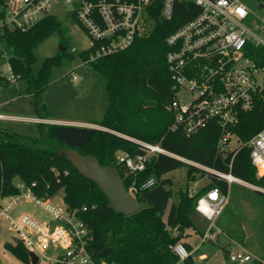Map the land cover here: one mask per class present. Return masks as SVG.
I'll return each instance as SVG.
<instances>
[{"label":"trees","instance_id":"obj_1","mask_svg":"<svg viewBox=\"0 0 264 264\" xmlns=\"http://www.w3.org/2000/svg\"><path fill=\"white\" fill-rule=\"evenodd\" d=\"M160 7L161 2L151 10L153 30L137 37L128 48L90 60L101 46L92 40V46L79 54L85 64L103 77L108 93L106 113L102 120L94 122L100 128L41 122L37 124L39 136L35 138L9 130L0 132V196L20 194L17 183L24 184L41 199L64 191L66 207L90 230L86 250L96 264H181L173 248L183 243L191 252L193 247L184 241L190 236L189 231L201 237L205 234L194 219L199 196L213 188L228 191L227 182L216 175L166 155L153 158L143 172H130L118 163L117 154L120 151L139 154L141 150L135 140L160 145L174 155L231 173L246 183L264 185L263 179L257 177L248 147L236 154L220 152L223 129L218 123L190 136L172 130L174 116L170 107L176 90L167 63L170 51L167 39L191 20L199 8L177 1L173 18L166 20ZM71 16L87 33L76 10ZM56 31L64 34L62 24L51 14L26 32L0 29V80L10 83L1 76L8 64L17 82H27L25 95L31 98L37 118L42 120L50 119L42 93L54 82V71L66 60L72 61L77 52L74 48L69 52L68 40L64 38L62 47L66 51L47 58L37 69L35 51ZM230 129L243 142L264 130V103H257L251 112H243ZM67 148L93 155L101 165L115 167L127 191L141 204L140 210L131 215L116 214L98 185L59 156V150ZM183 167L187 169L188 182L177 192L178 201L174 202L173 183L164 177ZM152 178L155 185L141 189V184ZM203 178L208 183L197 195H190V184ZM254 193L264 203V193L256 190ZM228 235L242 242L236 231L229 230ZM6 246L22 264H31L22 243ZM183 263L193 264L192 256Z\"/></svg>","mask_w":264,"mask_h":264},{"label":"built area","instance_id":"obj_2","mask_svg":"<svg viewBox=\"0 0 264 264\" xmlns=\"http://www.w3.org/2000/svg\"><path fill=\"white\" fill-rule=\"evenodd\" d=\"M177 1L193 3L199 11L167 39L170 47L167 63L176 90L170 107L174 116L172 130L190 136L206 129L211 123H218L223 129L220 152L236 154L248 147L257 177L264 181V130L243 142L230 129L238 123L243 112H251L257 103H264V19L256 18L241 0H0L3 8L0 29L26 32L50 15L52 7L74 6L77 18L90 38L101 43L95 54L90 56V60H94L126 49L137 37L149 33V26L154 28L155 25L151 10L157 3L161 2V15L171 20ZM4 69L9 74L7 80L16 83L17 77L11 67L6 64ZM0 119L4 116L0 115ZM135 142L141 150L139 154L133 156L124 151L117 154L118 163L132 173L143 172L153 158L166 155L227 182V193L213 188L197 200V213L209 222L201 244L216 240L221 232L215 223L229 204L233 184L264 193V185L255 186L235 178L231 173L186 160L160 145ZM155 182L152 178L141 184V189H148ZM17 188L20 194L5 197L8 199L6 206H2L3 198L0 196V222H10L11 228L19 234L14 244H18L16 240L22 243L29 253L39 257V263L44 258L46 264H96L86 250L90 230L75 212L68 208L64 211L49 199L36 197L22 183H17ZM199 190L197 184L190 187V195H197ZM23 202L33 203L59 220L61 226L50 232L29 215L13 220V210ZM33 235L36 239L32 238ZM234 243L237 249L232 250L231 261L240 264L251 262L253 257L246 248L237 241ZM49 245L60 248L61 253L46 258L44 251ZM173 249L180 262L194 253V250L188 251L183 243H178ZM259 263L264 264V259H259Z\"/></svg>","mask_w":264,"mask_h":264},{"label":"rangeland","instance_id":"obj_3","mask_svg":"<svg viewBox=\"0 0 264 264\" xmlns=\"http://www.w3.org/2000/svg\"><path fill=\"white\" fill-rule=\"evenodd\" d=\"M242 4L256 18L264 19V0H241ZM3 8L0 5V24L3 22L1 16ZM75 10L74 6L56 5L51 8L50 14L55 16L64 30V34L59 31L53 32L45 41L36 49L37 63L39 69L44 61L56 56L61 52L60 48L64 38L68 40L69 52L76 49L74 59L66 60L65 63L58 67L54 73V82L43 93L42 97L46 103L51 119L61 121H87L98 122L103 119L109 105L108 93L106 91L103 77L96 72L91 66L85 64L80 58V52L89 49L92 46V39L79 26L76 20L71 16ZM153 30V26H149ZM1 76L9 78L8 72L3 69ZM27 82L20 80L16 83H7L0 80V113L15 117L32 118L37 117L35 106L30 97L26 96ZM182 98L187 99L186 96ZM38 123L26 120H6L0 121V132L9 130L27 135L38 137ZM64 125H74L63 123ZM85 127V126H83ZM89 128H100L97 125L86 126ZM173 183V191L176 193L172 201H178L177 192L187 185V169L180 168L167 174ZM208 180L203 178L191 183L194 187L196 184L200 189ZM255 190L239 184H233L230 192L229 204L223 215L216 221L215 225L220 229L216 240L202 243V237L194 231H189L191 236L187 242L194 246L200 245L192 255L193 264H240L231 261V252L236 250V239L228 235L229 230H234L241 237L243 245L247 252L253 257L251 262L246 264H258L259 259H264V203L256 195ZM49 201L66 211L64 202V191H60ZM8 203L7 198L1 200L2 206ZM23 215L33 217L37 222L44 225L50 232L61 226L59 220L47 214L33 203L23 202L13 210L12 219L18 220ZM196 224L200 230L206 232L209 222L198 213L194 216ZM26 230V229H25ZM27 231V230H26ZM19 234L15 232L10 222H0V263L1 264H22V262L9 250L6 244H14ZM36 239V236H32ZM61 253V249L49 245L44 251L46 258ZM205 255V258L201 256ZM40 264H46L45 259H40ZM188 264V263H181Z\"/></svg>","mask_w":264,"mask_h":264},{"label":"water","instance_id":"obj_4","mask_svg":"<svg viewBox=\"0 0 264 264\" xmlns=\"http://www.w3.org/2000/svg\"><path fill=\"white\" fill-rule=\"evenodd\" d=\"M65 52L66 48H60ZM59 156L68 160L84 177L94 181L106 196L111 208L116 214L131 215L138 212L141 204L131 195L124 186L118 170L113 166L101 165L93 155H83L75 149H61ZM19 243L18 240H16ZM31 264H39V257L29 253Z\"/></svg>","mask_w":264,"mask_h":264},{"label":"crops","instance_id":"obj_5","mask_svg":"<svg viewBox=\"0 0 264 264\" xmlns=\"http://www.w3.org/2000/svg\"><path fill=\"white\" fill-rule=\"evenodd\" d=\"M0 115L4 116V119H0V121H6V120H26V121H33L36 123H47V124H63V123H70V124H74L75 126H90V125H95L94 122H87V121H61V120H56V119H48V120H42L39 119L37 117H32V118H22V117H15V116H10V115H5V114H1ZM190 236L191 233L189 232ZM185 242H187V239L184 240ZM189 243V242H188ZM193 249L192 250H197L196 248L198 247V245L194 246L193 244L189 243ZM199 249V248H198ZM201 258H205V255L201 256Z\"/></svg>","mask_w":264,"mask_h":264}]
</instances>
